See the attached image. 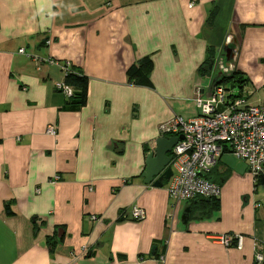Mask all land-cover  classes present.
Returning <instances> with one entry per match:
<instances>
[{
	"label": "crops",
	"instance_id": "obj_1",
	"mask_svg": "<svg viewBox=\"0 0 264 264\" xmlns=\"http://www.w3.org/2000/svg\"><path fill=\"white\" fill-rule=\"evenodd\" d=\"M32 56L80 72L84 106L66 110L55 87L64 74ZM144 59L150 84L128 82ZM218 81L246 106L263 100L264 0H0V264H255L258 248L264 257L263 198L230 153L207 175L215 202H176L167 183L141 178L160 126L196 118V91ZM133 207L142 221L123 216ZM225 234L241 235L242 249L212 240Z\"/></svg>",
	"mask_w": 264,
	"mask_h": 264
},
{
	"label": "built area",
	"instance_id": "obj_2",
	"mask_svg": "<svg viewBox=\"0 0 264 264\" xmlns=\"http://www.w3.org/2000/svg\"><path fill=\"white\" fill-rule=\"evenodd\" d=\"M19 54L25 55L24 50ZM31 58L38 64L45 62L56 66L65 78L76 73L69 63L58 64L37 56ZM55 87L66 98L72 96L73 90L65 82L57 83ZM193 102L198 112L196 118L185 121L174 117L159 128L163 137L183 136L170 153L173 175L166 185L168 196L184 203L199 198L217 199L220 188L210 182L207 175L225 152L246 162L254 181L257 177L264 178V97L259 105L246 106L243 97L234 96L231 88L226 89L218 81L205 90H197ZM47 133L54 135V127H49ZM58 180L55 177L53 182ZM123 216L134 221L145 218L144 212L137 207ZM212 240L225 248L235 246L241 250L243 247L241 235H218ZM258 250L255 264H264V257Z\"/></svg>",
	"mask_w": 264,
	"mask_h": 264
},
{
	"label": "trees",
	"instance_id": "obj_3",
	"mask_svg": "<svg viewBox=\"0 0 264 264\" xmlns=\"http://www.w3.org/2000/svg\"><path fill=\"white\" fill-rule=\"evenodd\" d=\"M152 70V63L149 59H144L140 61L138 64L130 67L127 71V78L128 82L136 84V85H142V86H148L150 84L149 82V76ZM73 75H69L65 78V84L72 88L73 93L72 96L68 99V104L66 106V110L69 111H77L82 106H84L86 102V93H87V81L86 78L78 71L74 70ZM234 77V76H233ZM232 77V79H233ZM230 79V80H232ZM229 80V81H230ZM241 85H243V81L240 79L238 81ZM255 188H258L260 186H264V178L257 177L254 181ZM199 200L200 203L207 202H215L216 199H196ZM215 206V203H212L204 208L205 214L211 211V209ZM7 210L9 211V207H7ZM9 213V212H8ZM58 240V235L56 237ZM57 244V241H50L49 240V246H50V252H52L53 247Z\"/></svg>",
	"mask_w": 264,
	"mask_h": 264
},
{
	"label": "water",
	"instance_id": "obj_4",
	"mask_svg": "<svg viewBox=\"0 0 264 264\" xmlns=\"http://www.w3.org/2000/svg\"><path fill=\"white\" fill-rule=\"evenodd\" d=\"M181 140H183V136L161 137L155 141L153 151L146 156L144 171L141 174L144 185L162 189L171 179L173 171L170 153ZM184 218L185 216L182 217V219ZM58 238L61 237L58 236Z\"/></svg>",
	"mask_w": 264,
	"mask_h": 264
},
{
	"label": "rangeland",
	"instance_id": "obj_5",
	"mask_svg": "<svg viewBox=\"0 0 264 264\" xmlns=\"http://www.w3.org/2000/svg\"><path fill=\"white\" fill-rule=\"evenodd\" d=\"M223 86L226 88V89H229L230 87H231V84L230 83H223ZM244 91V90H243ZM233 95L234 96H241V97H245L246 95L243 93V92H241V90L240 89H235V90H233ZM229 156H231L232 158H231V162H228L227 164H230L229 166H233L232 168H235L236 169V171H240V172H242V173H244V172H246V173H249L250 174V176H252V174L250 173V171H249V169H248V165H247V163L246 162H242L241 160H238V159H236L233 155H229ZM232 163V164H231ZM246 163V164H245ZM253 177V176H252ZM253 187V186H252ZM254 188V190L253 191H255V187H253ZM258 195H259V197H261V198H263V200H264V187H259L258 188ZM184 211V210H183Z\"/></svg>",
	"mask_w": 264,
	"mask_h": 264
}]
</instances>
